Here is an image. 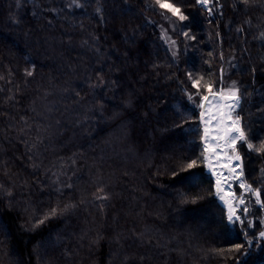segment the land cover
Masks as SVG:
<instances>
[{"label":"trees","instance_id":"obj_1","mask_svg":"<svg viewBox=\"0 0 264 264\" xmlns=\"http://www.w3.org/2000/svg\"><path fill=\"white\" fill-rule=\"evenodd\" d=\"M211 1L172 0L179 21L154 0H0V264H264V207L228 225L187 98L189 73L223 70L264 142V0ZM236 146L264 199V153ZM189 158L194 187L172 177Z\"/></svg>","mask_w":264,"mask_h":264},{"label":"snow or ice","instance_id":"obj_2","mask_svg":"<svg viewBox=\"0 0 264 264\" xmlns=\"http://www.w3.org/2000/svg\"><path fill=\"white\" fill-rule=\"evenodd\" d=\"M250 0H241V3L247 5L249 4ZM73 3L77 4L79 7L78 0H73ZM155 5L162 10H165L170 15L167 16V19H171V17H177L179 21L187 20L188 17L183 13L182 9L177 6V4L173 3L172 0H154ZM196 3L207 7L209 4V0H196ZM99 11V9L97 10ZM211 11V9H209ZM163 14V13H162ZM242 31V29H240ZM184 36L188 37L189 39L194 40L195 36H189L187 32L183 33ZM262 36H264V33H262ZM172 44H175V41H172ZM175 56V53H173ZM221 58H223L221 56ZM255 72V69L252 70ZM26 75L31 76L33 75L32 70H27ZM188 78L191 81L190 87L194 89L193 92L187 93L188 100L197 108L202 109L200 112V117L202 120V123L204 124V143L205 145L208 144V136H209V129H208V123L212 119V117H208V119H204V117L207 115L209 110L216 106L218 109L216 113V125L224 124L225 127L221 130V132H227V140L226 144L228 148L230 149L231 153L233 155L228 157V163L232 164L233 166L229 168L227 175L232 176L233 179L239 180L240 177L244 175L243 173V158L241 157L239 151L236 149L237 142H242V145L248 150L249 152L255 151L257 153H264V142H262L258 147L251 143L249 141L248 136L246 135L243 126L241 125V119L242 117L237 113V109L240 107V103L242 100L239 88L236 85V82L233 81L232 85L228 88L223 87V70H221V77L219 84H216L215 82H212L210 80H205L203 76H193L191 73L188 74ZM0 79H3V77H0ZM203 82V83H202ZM103 83V82H102ZM102 83L99 85H94V87H100L102 86ZM201 87L203 88V92L201 91ZM215 89V90H214ZM199 96L200 102H196V97ZM220 108L227 109L226 112L221 113L219 111ZM235 114V115H234ZM174 127L176 128H182L183 124H176ZM221 138H223V135H221ZM215 142V141H214ZM207 151V148L205 149ZM203 155V153H202ZM208 157H204V161H208ZM198 166V160L197 159H191L188 160H180L177 162L176 166L172 170V177L175 179L177 177H180L179 183H190L193 187L195 186L196 181L198 180L199 176L197 173L192 172L194 168ZM36 167V165H34ZM209 167H211L209 165ZM239 169V171H237ZM181 173H190L189 175H181ZM261 174L264 176V169H261ZM231 183H227L225 185H221L220 179L217 178L216 180V189H217V196L218 199L227 205V215L226 220L228 225H233L239 222L240 224L243 223V220H241L240 216L236 214L235 212V205L233 204L232 200H226L224 195H221V192H223L225 189H231ZM242 189V194L240 197H237L235 199H238L239 204H245V201L243 199L244 193H250L252 196H254L255 203L261 205V207H264V199L261 198V189L260 188H253L251 185L246 184L243 180H239V185ZM68 187H71V185H68ZM0 188H3V185H0ZM59 191V189L57 190ZM11 194V193H9ZM182 198L185 196V194H181ZM203 197L201 196H194L191 198L190 201L184 200V202H191V203H197L200 199ZM98 199H104L107 200L108 197L105 195L103 197H98ZM76 205H66L64 208H60L58 205L55 207H52L50 210L44 212L42 215H39L36 217L35 223L32 225L33 228H38L41 225H44L49 221L50 219H53L59 215H62L64 212H66L69 208H75ZM243 213H247V207L245 206L243 209ZM264 223V221H262ZM249 224L251 226V221H249ZM259 237L261 239H264V231L259 233ZM246 243L251 247L253 242L251 240H247ZM244 248L243 244H237L234 246L233 249H229V251H240ZM222 251V250H218ZM246 254V253H244Z\"/></svg>","mask_w":264,"mask_h":264},{"label":"rangeland","instance_id":"obj_3","mask_svg":"<svg viewBox=\"0 0 264 264\" xmlns=\"http://www.w3.org/2000/svg\"><path fill=\"white\" fill-rule=\"evenodd\" d=\"M211 3H212V1L209 0V4H208L207 7H206L208 10L211 9ZM167 35H168V34H167ZM169 37L171 38L170 35H169ZM217 111H218V109L216 108V106H213V107L209 110V112L213 115V119H214V121H215L214 129L218 131L217 133H215V130H213V131H211V134H212V135H213V134H218V139H217V140H218L219 143L221 144V143H222V142H221V141H222L221 135H223V133L221 132V130L225 127V125H224V124H221V125H219V126L216 125V119H217V117H216V113H217ZM219 111H220L221 113H224V112H225V108H220ZM236 111H237V113H238V109H237ZM238 114H239V113H238ZM234 115H235V114H234ZM239 115H240V114H239ZM203 126H204V124H203ZM236 145H237V144H236ZM203 147H204V149L207 148V151H205V156H207L209 159H208V161L206 162V166H207L208 171H210V173L214 176V178H215V182H216L217 178H219L218 175L221 173V174L225 175V177H226L225 181H220V182H221V185L223 186V185H225V184H227V183H231V185H232L230 190H229V189H225L223 192H221V195H224L226 200H229V199L232 200L233 204L235 205V212H236V214L240 216L241 220H244L243 209H244L245 206H246L247 209H248L249 204L252 202V200H253L255 197L252 196L250 193H244V194H243V199H244V201H245V204H243V205H242V204H239L238 199H235V198L240 197L241 194H242V189L238 186V185H239V180H241V178H239V180H235V179H233L232 176H228V175H227V172H226L225 169L223 168V163H222V161H221L218 157L214 156V155H215V154H214V151L210 148L209 145H205V143H204V139H203ZM235 147H236V149H237V146H235ZM237 150H238V149H237ZM229 153H230L231 155H233V154L231 153L230 149H229ZM240 155H241V154H240ZM241 157H242V155H241ZM209 165H210L211 167H209ZM243 169H244V167H243ZM247 184L250 185L249 183H247ZM255 199H256V198H255ZM225 207H226V212H227V205H226V204H225ZM263 219H264V217H263ZM238 223H239V222H238ZM262 231H264V228H263ZM262 231H260V232H262ZM260 232H259V233H260ZM258 236H259V234H258Z\"/></svg>","mask_w":264,"mask_h":264},{"label":"bare ground","instance_id":"obj_4","mask_svg":"<svg viewBox=\"0 0 264 264\" xmlns=\"http://www.w3.org/2000/svg\"><path fill=\"white\" fill-rule=\"evenodd\" d=\"M227 111V109H225V112ZM208 117H212V119L209 121L208 123V129H209V136H208V144L210 146V148L214 151V156L218 157L222 163H223V168L225 169L226 172H228L229 168L232 167V164H229L228 161V157L231 156V154L229 153V148L226 144V140H227V132H223V138H222V143L220 144L218 139V134H211V131L215 130L214 129V124L215 121L213 119V115L208 112L207 115L204 117V119H208ZM218 131L215 130V133H217ZM215 141V142H214ZM237 171H239V169H237ZM220 181H225L226 177L223 174H219L218 175ZM241 180H243L246 184L247 182L245 181V179H243V177H240Z\"/></svg>","mask_w":264,"mask_h":264},{"label":"water","instance_id":"obj_5","mask_svg":"<svg viewBox=\"0 0 264 264\" xmlns=\"http://www.w3.org/2000/svg\"><path fill=\"white\" fill-rule=\"evenodd\" d=\"M243 173H244V169H243ZM242 177H243V179H245V173H244V175Z\"/></svg>","mask_w":264,"mask_h":264}]
</instances>
